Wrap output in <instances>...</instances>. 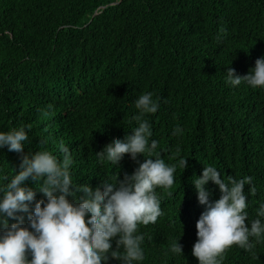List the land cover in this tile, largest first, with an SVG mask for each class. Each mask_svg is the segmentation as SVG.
Here are the masks:
<instances>
[{
    "label": "trees",
    "instance_id": "trees-1",
    "mask_svg": "<svg viewBox=\"0 0 264 264\" xmlns=\"http://www.w3.org/2000/svg\"><path fill=\"white\" fill-rule=\"evenodd\" d=\"M261 56L264 0H0V131L27 126L29 137L22 154L0 149V184L29 151L62 159L61 143L77 186L102 192L105 179L131 175L143 156L115 167L96 153L132 134L133 102L151 92L160 105L148 117L157 154L168 164L188 160L171 188L157 190L163 215L139 227L142 264H198L192 248L205 208L191 182L203 166L225 181L252 178L249 221L264 203V90L233 88L224 74L244 76ZM177 126L183 133L174 136ZM26 186L35 189L31 179ZM208 188L218 200V188ZM178 240L183 255L169 252ZM223 264H264V242L250 252L233 246Z\"/></svg>",
    "mask_w": 264,
    "mask_h": 264
},
{
    "label": "clouds",
    "instance_id": "clouds-1",
    "mask_svg": "<svg viewBox=\"0 0 264 264\" xmlns=\"http://www.w3.org/2000/svg\"><path fill=\"white\" fill-rule=\"evenodd\" d=\"M222 38L217 36V40ZM224 74L233 88L245 84L264 90V56L256 59L244 76L231 67ZM133 104L136 113L132 134L113 140L96 157L115 167L125 155L132 161L143 156L144 161L123 179L118 175L105 179L102 192L99 187L93 190L87 184L73 183V160L63 143L59 145L62 159L46 149L29 151L21 157L18 174L3 177L0 264H108L110 258L120 264H142L145 236L139 227L155 224L163 215L157 190L171 188L177 167L185 170L188 159L168 164L157 154L158 141L151 139L148 120L160 107L153 94L141 93ZM26 127L0 131V149L24 153L29 140ZM182 133L177 126L172 134ZM29 179L35 189L26 186ZM209 182L218 188V200L210 201L213 193ZM191 184L199 205L205 208L196 222L197 240L192 248L198 264H223L225 253L233 246L250 252L255 243L264 242V203L259 204L257 218L248 220L247 197L256 192L251 177L228 176L225 181L216 167L203 166L202 174ZM245 186H249L247 194ZM37 193L46 199L36 200ZM9 220L16 222L10 224ZM179 240L172 242L170 253L183 255Z\"/></svg>",
    "mask_w": 264,
    "mask_h": 264
}]
</instances>
